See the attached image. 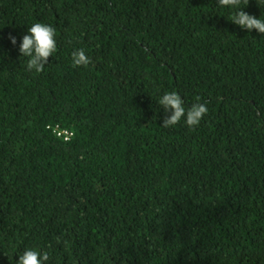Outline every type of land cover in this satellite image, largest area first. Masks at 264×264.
<instances>
[{
  "label": "trees",
  "instance_id": "1",
  "mask_svg": "<svg viewBox=\"0 0 264 264\" xmlns=\"http://www.w3.org/2000/svg\"><path fill=\"white\" fill-rule=\"evenodd\" d=\"M236 11L0 0V264H264V35ZM38 22L57 43L40 73L19 52ZM172 91L206 104L199 126L162 127Z\"/></svg>",
  "mask_w": 264,
  "mask_h": 264
},
{
  "label": "clouds",
  "instance_id": "2",
  "mask_svg": "<svg viewBox=\"0 0 264 264\" xmlns=\"http://www.w3.org/2000/svg\"><path fill=\"white\" fill-rule=\"evenodd\" d=\"M217 3L221 7L237 10L230 19L233 24L249 32L255 29L261 35H264V20L243 11V8L248 6L249 0H217ZM9 39L13 45L16 44L14 36L10 35ZM56 51V29L39 22L28 28V34L22 37L19 46L20 55L28 58L27 70H34L36 73L44 70L49 57H52ZM90 63L91 60L83 49L72 52L73 67H87ZM196 100L199 101L200 97H196ZM158 103L166 113L170 112V115H166L163 120V128L173 127L183 119L187 127L194 129L199 126L201 120L209 111L206 104L199 102L193 103L191 107L186 109L183 99L176 91L163 94ZM57 243H60L59 238H57ZM49 259L50 255L47 251L26 249L19 255L17 264H46Z\"/></svg>",
  "mask_w": 264,
  "mask_h": 264
},
{
  "label": "built area",
  "instance_id": "3",
  "mask_svg": "<svg viewBox=\"0 0 264 264\" xmlns=\"http://www.w3.org/2000/svg\"><path fill=\"white\" fill-rule=\"evenodd\" d=\"M58 135H64V138L67 140L68 137L71 135V133L67 132V131H59L57 133Z\"/></svg>",
  "mask_w": 264,
  "mask_h": 264
}]
</instances>
